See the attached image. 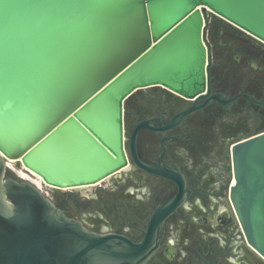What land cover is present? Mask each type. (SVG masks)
<instances>
[{"label": "water", "instance_id": "water-1", "mask_svg": "<svg viewBox=\"0 0 264 264\" xmlns=\"http://www.w3.org/2000/svg\"><path fill=\"white\" fill-rule=\"evenodd\" d=\"M211 16L264 45V0H0V264L146 260L181 198L158 205L135 242L69 218L7 158L54 189L77 188L128 167L127 103L141 90L160 87L192 103L163 129L213 100L264 103L213 92ZM149 122L133 133V160L183 184L178 170L138 157L137 131ZM226 157L229 201L264 261V129L236 141Z\"/></svg>", "mask_w": 264, "mask_h": 264}, {"label": "flooded vegetation", "instance_id": "flooded-vegetation-1", "mask_svg": "<svg viewBox=\"0 0 264 264\" xmlns=\"http://www.w3.org/2000/svg\"><path fill=\"white\" fill-rule=\"evenodd\" d=\"M237 43L235 55L229 48L219 54L215 47L213 92L226 97L246 93L264 100V46L242 36ZM191 105L160 87L136 93L126 109L128 167L96 184L53 189L52 200L60 212L92 231L123 234L141 242L155 208L179 197L142 264H264L247 245L226 189V153L243 136L264 129V103L244 95L228 107L213 100L163 129ZM144 120L150 122L137 131L138 157L178 170L183 184L145 170L133 160L132 136Z\"/></svg>", "mask_w": 264, "mask_h": 264}, {"label": "rangeland", "instance_id": "rangeland-1", "mask_svg": "<svg viewBox=\"0 0 264 264\" xmlns=\"http://www.w3.org/2000/svg\"><path fill=\"white\" fill-rule=\"evenodd\" d=\"M240 36H242V38L255 41L256 43L261 44V46H264L262 43L258 42L254 38L249 37L227 22L211 16V23L208 28V39L213 44V61L215 62V47H217V51L219 52V54L224 53V50L229 48L235 55L236 50H238L237 42L238 39H240ZM235 39L237 42H235Z\"/></svg>", "mask_w": 264, "mask_h": 264}, {"label": "bare ground", "instance_id": "bare-ground-1", "mask_svg": "<svg viewBox=\"0 0 264 264\" xmlns=\"http://www.w3.org/2000/svg\"><path fill=\"white\" fill-rule=\"evenodd\" d=\"M16 160L17 159H15V158H7L8 165H9V167H11V169H13L19 176L26 178V179L32 181L33 183H35L39 188L45 187L46 182H44V180L41 176H39L37 173H35L33 171L29 172L22 167H17L16 166L17 165ZM232 183H236L235 176L232 177ZM89 185H92V184H89ZM89 185H80V186H75V187L81 188L83 186H89ZM72 187H74V186H66V187L64 186V187H61L60 189L66 190V189H70Z\"/></svg>", "mask_w": 264, "mask_h": 264}, {"label": "built area", "instance_id": "built-area-1", "mask_svg": "<svg viewBox=\"0 0 264 264\" xmlns=\"http://www.w3.org/2000/svg\"><path fill=\"white\" fill-rule=\"evenodd\" d=\"M39 188V187H38ZM53 187L52 185H49L47 183H45V187L43 188H40V190L46 195L48 196L49 198L53 199L54 196H53Z\"/></svg>", "mask_w": 264, "mask_h": 264}]
</instances>
